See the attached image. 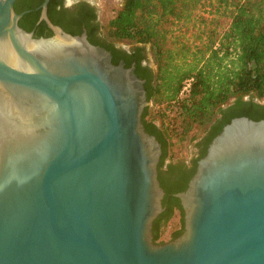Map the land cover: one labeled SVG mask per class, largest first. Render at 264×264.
I'll use <instances>...</instances> for the list:
<instances>
[{"label": "water", "instance_id": "water-1", "mask_svg": "<svg viewBox=\"0 0 264 264\" xmlns=\"http://www.w3.org/2000/svg\"><path fill=\"white\" fill-rule=\"evenodd\" d=\"M16 1L0 0V264H264V119L235 117L212 139L176 194L182 234L157 243L162 145L142 121L145 80L53 24L50 0L39 22L53 34L36 37ZM8 106L29 112L30 136L7 118L2 138Z\"/></svg>", "mask_w": 264, "mask_h": 264}, {"label": "trees", "instance_id": "trees-1", "mask_svg": "<svg viewBox=\"0 0 264 264\" xmlns=\"http://www.w3.org/2000/svg\"><path fill=\"white\" fill-rule=\"evenodd\" d=\"M43 1L15 3L18 13L31 9L19 25L34 30L36 37L52 35L45 21L38 23L41 10L36 8ZM56 7V1L50 0V20L70 31L53 14ZM201 7L203 0H126L108 23L110 38L149 43L155 50L157 70L147 76L141 60L132 59L138 76L146 80L147 98L152 102L142 115L144 127L162 145L158 178L165 194L164 210L153 222L157 243L164 242V228L175 214H179L178 227L170 239L182 234L184 210L176 194L186 190L212 139L235 117L264 119V104L244 100L246 95L264 97V0H216V19L199 15ZM189 32L197 34L193 44L186 41ZM124 57L129 67L132 60L127 54ZM119 59L114 55L113 62ZM209 124L197 158L187 163L173 152L175 146L197 140L199 131Z\"/></svg>", "mask_w": 264, "mask_h": 264}, {"label": "flooded vegetation", "instance_id": "flooded-vegetation-1", "mask_svg": "<svg viewBox=\"0 0 264 264\" xmlns=\"http://www.w3.org/2000/svg\"><path fill=\"white\" fill-rule=\"evenodd\" d=\"M55 1L57 7L56 10L53 11V14L65 22L67 27L70 29V31H66V32L72 35H81L83 33H86L88 40L92 44L103 47L111 53L112 62L114 55H116L120 58L119 63L124 62L126 66V61L124 59L125 58L124 56L127 54L130 58L129 60H132L131 65L129 67L134 66L135 72H136V65H135L136 61L133 60L132 58L141 60V65L144 66L145 70L147 71L145 72L146 76L149 75V73L151 74L152 72L155 71L150 64L149 56L147 53V47L145 45L141 43H136L133 44L132 46H124L117 43L116 41L117 39L110 38L107 35L100 19V8L96 1L94 0H55ZM117 1L118 2L121 1L122 2L121 4L123 5V3L126 0H117ZM38 7L36 8V10H40L38 9ZM32 31L34 32V30ZM50 31L52 30L50 29ZM109 45L113 48L115 54L112 52L111 49L108 48ZM208 133H205V135L199 140L202 144L201 147L200 146L197 147V153L193 158H197L199 156L200 150L204 146V141L205 138L208 136Z\"/></svg>", "mask_w": 264, "mask_h": 264}, {"label": "rangeland", "instance_id": "rangeland-1", "mask_svg": "<svg viewBox=\"0 0 264 264\" xmlns=\"http://www.w3.org/2000/svg\"><path fill=\"white\" fill-rule=\"evenodd\" d=\"M97 2L99 8H100V19L102 22V25L104 27L105 32L108 35V23L110 19H112L114 16H116L117 12L120 10L122 7V2L117 1V0H94ZM118 2V4H117ZM213 2V8L210 9V3L212 4ZM216 0H203V7L199 9L198 14L204 17H208V19L213 18L216 19ZM213 10V11H212ZM211 12V14H209ZM197 37V34L194 32H189L186 34V41L189 44L195 43V39ZM117 43L124 45V46H132L133 44H136L137 42L135 41H130V40H116ZM142 44V43H141ZM147 47V53L149 56L150 64L153 67V69L156 71L157 70V61H156V55H155V50L151 44H143ZM253 99L255 102L262 103L264 104V97L259 98L255 95H246L244 96V100H250ZM234 101V98L230 99V101L224 105V107H227L229 104H231ZM152 105V102L150 101V105ZM219 117V115H217ZM216 119V117H215ZM210 126L207 125L206 127L202 128L199 133H198V139L195 140L194 142H186L184 143L183 146L177 145L173 148V152L177 154V156L183 160H185L187 163H189L195 154L197 153V146L196 143L205 135L206 130ZM178 221H179V214H175L174 217L170 220V222L165 226L164 234H163V240L164 242L170 241V233L178 227Z\"/></svg>", "mask_w": 264, "mask_h": 264}, {"label": "bare ground", "instance_id": "bare-ground-1", "mask_svg": "<svg viewBox=\"0 0 264 264\" xmlns=\"http://www.w3.org/2000/svg\"><path fill=\"white\" fill-rule=\"evenodd\" d=\"M61 46H63V45H60V44L56 45V52H58L62 49ZM7 56L11 57V55H7ZM5 102H7V99H5ZM8 105H9V103H8ZM10 106H8L7 109L2 108V110H1V115L3 118V124H4V132L2 133V138H3L4 133H6V131H9V129L6 128L7 118H10L11 120L17 122V124L15 126V130L20 131L22 133H26V135L30 136L31 135V129H34L36 125L34 126V124H32L30 122V120L27 121L29 119V112L25 113V112L18 111V110H17V112H15L14 110H10V108H9ZM14 116H17L20 119V121L15 120ZM5 128H6V130H5ZM20 138H21V140L14 138V143L20 144V143H24L28 140H31V138H27V139H25L24 137H20Z\"/></svg>", "mask_w": 264, "mask_h": 264}]
</instances>
